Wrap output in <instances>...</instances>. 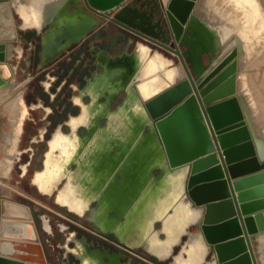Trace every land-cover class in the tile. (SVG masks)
Here are the masks:
<instances>
[{
    "label": "water",
    "instance_id": "1",
    "mask_svg": "<svg viewBox=\"0 0 264 264\" xmlns=\"http://www.w3.org/2000/svg\"><path fill=\"white\" fill-rule=\"evenodd\" d=\"M21 1L0 0V92L16 84L26 49L23 31L40 39L39 68L93 33L117 32L120 40L123 62L105 66L93 79L106 90L105 101L98 100L104 105L101 144L67 160L72 176L65 174V186L56 187L57 200L66 185H76V198L92 220L134 247L145 245L133 244L141 242L138 236L129 242L124 217L135 218L137 225L150 216L148 231L162 232L180 214L188 228L178 254L194 234L208 247L201 264H264V134L235 83L242 39L233 34L218 45L214 32L196 17L200 0H30L35 24L27 23ZM141 36L181 60L172 59L177 74L169 82L180 95L164 110H152L140 86L144 74L137 52L129 55L131 44L145 43ZM112 102L119 104L112 109ZM121 196L128 197V207L111 200ZM10 199L0 195V264H51L40 227L42 220L54 234L49 214L37 220L31 205L12 199L30 211L14 215L8 212ZM157 221L162 227L155 229ZM16 222L21 231L10 235ZM85 245L90 264L116 263L109 250L98 254ZM178 254L173 250L169 257Z\"/></svg>",
    "mask_w": 264,
    "mask_h": 264
},
{
    "label": "flooded vegetation",
    "instance_id": "2",
    "mask_svg": "<svg viewBox=\"0 0 264 264\" xmlns=\"http://www.w3.org/2000/svg\"><path fill=\"white\" fill-rule=\"evenodd\" d=\"M97 33V32H96ZM96 33H93L86 39L81 42L75 44L68 51L64 52L60 57L55 58L51 62H49L45 67L39 68L40 64L43 62V56L41 55L42 46L40 43V39L32 37L34 41L31 40L28 48L26 47L24 51V55L22 57V63L24 62V66L22 67V71L26 74H30V72L47 68L43 72V76L46 75L47 80L43 81L41 84L43 92L41 95L38 94V91L26 90V100L25 102L23 97V91L17 94L11 93L10 87H8L10 93L13 96L18 98L19 107H18V118H19V126L21 127L19 133V141L16 143V148L14 149L15 155L17 157L21 154V148L19 147V143L21 140V135L24 131V125L26 120L31 118V109H39L42 108L44 110V118H49L50 115L55 111L52 102L56 99L59 93L65 88V86H69V90H72V94H69V98L67 99L68 103H72L74 105L73 109L64 105L63 114L58 119L57 124L53 127V130H50V125H42L39 126L38 133L32 136L34 141L46 140L48 142V153L50 156V160L53 163V166L50 173L49 181L51 183H55L58 181L59 173L58 166H60L62 160L65 162V174L71 178L72 172L68 168L67 160L74 154H79L81 157L84 156L88 151H94V149H98L101 144L100 136L102 135L101 126H98V120L104 116V105H101L105 101L106 90L104 91L102 84L97 80L96 84H93V79L97 76L98 73L103 72L105 70V66L114 67L118 63H122L123 59L119 60L115 59L113 61H107L103 66L97 60V55L95 54V46H99L101 44L108 45V48L113 50L118 54L117 48L119 45V38L114 37L111 40L107 41V36L102 35L99 38L95 39ZM141 38L145 42H150L149 39L142 37ZM95 41L93 42V40ZM89 44V53L93 56L91 60H80V58H76L82 50L87 48V44ZM153 46L160 47V45L150 42ZM173 44V43H170ZM161 48H163L161 46ZM166 49V48H163ZM167 50V49H166ZM84 52V51H83ZM120 56V55H118ZM66 61L69 64L66 66L64 64ZM60 61H63L62 66L59 67ZM75 61H79V65H82L85 69V73L83 75L84 82L81 83L82 79L79 81H75L72 79L73 74H76ZM83 62V63H82ZM37 69H35L36 67ZM59 67V70L57 68ZM92 71H91V69ZM90 70V71H89ZM20 71V69H19ZM59 72V73H58ZM19 73V72H18ZM36 73V72H35ZM90 74V75H89ZM62 76V80H60V84L54 89L55 91H51L54 86V82ZM18 77L16 81H18ZM28 79V75L26 76ZM15 81V83H17ZM16 84H14L15 86ZM118 102H112L110 108H116L118 106ZM91 105V106H90ZM106 108V107H105ZM109 108V109H110ZM111 110V109H110ZM66 111V112H65ZM51 119H49V123ZM102 124H105V120H101ZM96 127L94 131V135H89V129ZM91 134V133H90ZM88 138V139H87ZM88 140V141H87ZM51 141V142H50ZM87 141V142H86ZM61 146L62 150L59 148ZM54 151V152H53ZM58 156H55V155ZM96 159V158H95ZM28 163V161H27ZM27 163H25L27 167ZM28 168V167H27ZM28 169H26L27 171ZM24 172V168H23ZM39 180L42 182L44 180V176L39 175ZM63 179V178H62ZM76 185L71 184L69 186L66 185L64 191L61 195L58 196V199L63 203H69L66 208L68 213H70L69 220H65L64 222L57 221L54 225V232L61 231L65 234V240L61 245H55V248L62 251L65 264H90V257L88 256L87 248L85 243L91 245V250H96L98 254H102L106 250H109L112 254L113 260L116 261L115 264H140V263H151L155 264H198L201 261H204L207 253V246L202 245L199 246L196 244L198 241V235H192L191 244H187L183 251L180 252V246L176 249L175 254H178L175 259H164L160 256L153 255L152 253L145 250L143 247H134L128 243H123L117 234L111 230H103L102 227L95 223L91 218V213L86 212L82 209L83 201L76 198L75 193L77 190L75 189ZM113 197L111 200H117L116 202L121 205V207H128V197ZM56 199V197H55ZM120 202H119V201ZM78 208V210H75ZM115 215V212H114ZM192 229H195L193 226ZM71 239V242L67 241ZM75 239L76 242L72 241ZM131 243V242H130ZM157 250L160 254L164 255L169 253L167 249L163 246L157 247ZM82 257L84 258L82 260Z\"/></svg>",
    "mask_w": 264,
    "mask_h": 264
},
{
    "label": "bare ground",
    "instance_id": "3",
    "mask_svg": "<svg viewBox=\"0 0 264 264\" xmlns=\"http://www.w3.org/2000/svg\"><path fill=\"white\" fill-rule=\"evenodd\" d=\"M34 3L30 0H22L19 5L20 10L26 16L28 24L37 22ZM196 17L214 32L218 45L224 44L233 34H237L242 39L244 55L240 61L235 83L237 89L243 91L246 103L254 115L258 128L264 134L263 91L257 82L254 72L255 68H260L264 57L262 56L264 55L263 0H200L196 9ZM138 49L137 54L141 56L139 60L140 68L143 69L142 73L144 74L140 80L141 89L154 112L164 110L166 107L171 106L180 95L177 89H174L171 84L169 85L170 80L174 81L176 79L177 67L173 64L172 59H169L159 51H151V48L144 43H140ZM96 83V80L93 81V84ZM167 85L170 87L167 88ZM0 97L4 98V109L9 114L12 123V130H9L10 132L5 136L8 150L0 161V171L10 174L18 159L21 158V156L17 157L14 152L16 143L20 138L21 129L17 114L19 102L18 98L13 96L8 88L0 92ZM59 148L62 150L61 146ZM55 156L58 155L56 154ZM52 166L53 163L47 152L45 168L37 172L34 179L43 190L50 192L55 191L56 187L59 186L66 169L65 162L62 160L57 170L59 173L58 181L51 183L49 178L51 170H53L51 169ZM23 167L24 173H26V165L24 164ZM39 175L44 176L42 182L39 180ZM63 191L64 188L59 195ZM6 193L11 194L8 190H6ZM7 208L8 212L14 215L25 216L30 214L27 206L12 199L7 202ZM16 223L17 225L7 231L10 235H15L21 231V223ZM190 241L189 244H191ZM196 244L207 246L203 237H199Z\"/></svg>",
    "mask_w": 264,
    "mask_h": 264
},
{
    "label": "crops",
    "instance_id": "4",
    "mask_svg": "<svg viewBox=\"0 0 264 264\" xmlns=\"http://www.w3.org/2000/svg\"><path fill=\"white\" fill-rule=\"evenodd\" d=\"M111 39L112 38H110V36L108 35L106 40L109 41ZM144 44L149 46V42L148 43L145 42ZM138 47L139 46L135 42L131 44L129 55L133 54L135 51L138 53L139 51ZM149 47L151 48V51L153 52L159 51L160 53L166 55L169 59H174L176 57L171 52L161 47L154 46V50L151 46ZM136 49H138V51ZM94 50H95V54L97 55V60L99 61V63H101L102 66L108 60L113 61L115 59L119 60L120 58L117 53H115L113 50L108 48L107 44L106 45L101 44L99 46H95ZM140 58H141L140 54H137L138 61L140 60ZM14 88H15L14 85L10 87L11 92L14 90ZM38 130H39V127L36 133H34L32 136L36 135L38 133ZM21 151L22 152L20 156H22L23 154H28V157H27L28 163L27 161L25 162L27 163L28 170L26 173H24L23 166L25 163L21 164V167H20L21 177L28 175L29 172H31V174L29 177L28 185L23 186L25 192L19 191L18 194L20 196L17 197V200L31 205L37 220H39L38 218L39 214L48 213L49 218L52 223V228L54 230V225L56 224L57 221L64 222L65 220H69L68 218H71L70 217L71 215L70 213H68L67 208H66L68 203H63V202L61 203L57 200V193H58L57 190L53 192L43 190L34 180L37 172L45 168L47 152L49 150L46 149L42 153L43 157H42L41 163L35 162V156L38 154V148H35L33 145H31L30 147L21 149ZM66 182H67L66 178L63 177V180L59 186L64 187ZM3 190H4V184H2V182L0 181V195L1 196L4 195ZM56 204L58 205V207H55ZM171 212L169 213V215L172 216L173 213ZM54 213L57 215V218H54ZM112 214L114 215V211H112L111 215ZM127 216L129 217V214ZM54 219H56V221H54ZM128 219L129 218H126V217H124L123 219L124 220L123 223L125 222V225H126V226L124 225V228H125L126 234L128 235V239L131 240V238H135L136 236L141 237V242L139 243H136V241L134 240H133L134 243L132 240L129 242H132L133 244L143 243L145 246L142 245L141 247H143L145 250L152 253L153 255L160 256L164 259L171 258L169 257V255L171 254L173 250L176 251V249L180 246L182 236L185 233L186 229L188 228L187 225L185 224L183 225L182 223L183 218L181 217L180 214H175L173 218L168 220L169 229L164 228V231L162 232H159L157 230L148 231V229L151 227L150 216L148 217L147 215L145 216L143 215V217L140 218L142 219L141 220L142 224L138 223L137 225L134 224L135 218L131 217L130 220ZM146 223L149 224L150 226L145 227ZM40 227H41L42 237H44V239L46 240V248L48 251L49 258L51 260V264H65L62 251L60 252V250L56 249L54 245V244L58 246L61 245L65 240L64 239L65 234H63L61 231L59 232L57 231V233L54 232V234L50 235L48 231L44 228L42 220H40ZM161 227H162V223L160 221H157L155 229L161 228ZM48 238H51V242L47 241ZM161 246L167 249L169 253L167 252V254H164V255L160 254L157 250V247H161ZM180 247H181L180 249H182V246ZM152 263L155 264L154 262ZM140 264H143V263H140ZM145 264H151V263L147 262Z\"/></svg>",
    "mask_w": 264,
    "mask_h": 264
},
{
    "label": "rangeland",
    "instance_id": "5",
    "mask_svg": "<svg viewBox=\"0 0 264 264\" xmlns=\"http://www.w3.org/2000/svg\"><path fill=\"white\" fill-rule=\"evenodd\" d=\"M149 1H152V3H154L153 0H149ZM263 2H264V0H263ZM18 22H21V19H18ZM117 34H118L117 32H115V33L112 32L109 36H110V38H114V37H117ZM96 35H98V36H95L96 37L95 39L99 38V36L102 37V35H100L98 32L96 33ZM22 36L24 38V44L26 45L27 48L31 42V41H29L30 38L33 37L36 39V41H38L37 34L34 31H23ZM95 39L93 40V42L95 41ZM89 44L90 43L87 44V48L82 50V52L79 53V55L76 56V58H80V60H84V61L93 59V56L89 53V48H88ZM262 56H264V55H262ZM21 60L22 59L19 60L20 66H24V62L22 63ZM63 61H65L64 64L66 66L69 64V62L66 61V59H64ZM63 61H60L59 67L62 66ZM75 62H77V63H75L76 74H73L72 79H74L75 81H79L80 79H82L81 83H83L84 82L83 75L85 73V69L82 65H79V61H75ZM59 67L57 68V70H59ZM37 68L38 67H36L35 69H37ZM47 68H49V67H47ZM47 68L43 69L42 71L40 70L39 72H37L35 70L33 72H30V74H26L24 71H22V67H20V71L18 73L19 79H18V81H16L17 82L16 86L11 93L17 94V93H20L23 91V97L22 98H24L26 103H27V100L25 97L26 96V93H25L26 90H29L28 92H31L32 90L38 91V94L41 95L44 92L42 90L43 88H42L41 84L43 83V81H45V80H47V78H49L46 75L43 76V72ZM60 71L61 70H59V72ZM91 71H92V69H91ZM254 72H255L256 77H257V82H258L259 86L261 87V90L263 91V99H264V57H263V62L260 64V68H255ZM27 75H28V79H26ZM184 77H186V76H184ZM62 78L63 77L60 76V78L57 79L56 82H54V84H53L54 86L52 87L51 91H55L54 89L60 84V80H62ZM69 94H72V90H69V86L66 85L65 88L56 97V99L52 102L55 111L50 115L49 118H44V110L42 108H39V109H31L30 108L31 118L29 117L25 122L24 131L21 135L19 147L21 149H23V148L30 147L31 145H33L35 148H38V154L35 156V162L36 163H41L42 157H43L42 153L46 149H48V142L46 140H41L38 142L34 141L32 139L33 138L32 135L34 133H36L38 127L42 126V125H50L49 126L50 130H53V127H55L58 119L61 118L60 116L63 114V111L65 110L64 105L68 104L67 107H69L70 109L74 108V105L70 102L68 103V101H67V99L70 97ZM3 99H2V97H0V161L3 159V157L5 156V153L8 150V148L6 147L7 146V140H6L5 136H6V134H8L12 130V123H11L9 114L4 109V105H3L4 100ZM49 119H51L50 123H49ZM28 153H29V151H28ZM27 157H28V154H23L21 156V159H18V161L16 162V165L13 167L10 174H8L7 172H1L0 171V181L2 182V184H4V190H3L4 194H8V193H6V190L10 191L11 192V194H9L10 198L15 199V200H17V197L20 196L18 194L19 191L25 192L23 186L28 185V181H29V177H30L31 172H29L28 175H25L24 177H21V173H20L21 164H23L27 161ZM55 207H58V205L56 204ZM54 218H57V215L55 213H54ZM54 221H56V219H54Z\"/></svg>",
    "mask_w": 264,
    "mask_h": 264
},
{
    "label": "built area",
    "instance_id": "6",
    "mask_svg": "<svg viewBox=\"0 0 264 264\" xmlns=\"http://www.w3.org/2000/svg\"><path fill=\"white\" fill-rule=\"evenodd\" d=\"M85 3H88V1L87 0H83ZM95 12H98V11H96V10H94ZM165 48V47H164ZM167 49V48H166ZM169 52H171L173 55H175L179 60H180V57H179V55L177 54V53H175L174 51H172V50H170V49H167ZM181 61V60H180Z\"/></svg>",
    "mask_w": 264,
    "mask_h": 264
}]
</instances>
